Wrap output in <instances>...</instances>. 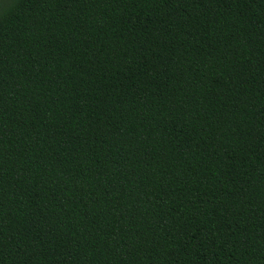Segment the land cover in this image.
I'll return each mask as SVG.
<instances>
[{"label": "trees", "instance_id": "1", "mask_svg": "<svg viewBox=\"0 0 264 264\" xmlns=\"http://www.w3.org/2000/svg\"><path fill=\"white\" fill-rule=\"evenodd\" d=\"M0 264H264V0H5Z\"/></svg>", "mask_w": 264, "mask_h": 264}, {"label": "rangeland", "instance_id": "2", "mask_svg": "<svg viewBox=\"0 0 264 264\" xmlns=\"http://www.w3.org/2000/svg\"><path fill=\"white\" fill-rule=\"evenodd\" d=\"M4 1H5V0H0V5L3 4Z\"/></svg>", "mask_w": 264, "mask_h": 264}]
</instances>
